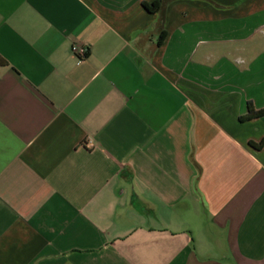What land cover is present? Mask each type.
<instances>
[{
    "label": "crops",
    "instance_id": "1",
    "mask_svg": "<svg viewBox=\"0 0 264 264\" xmlns=\"http://www.w3.org/2000/svg\"><path fill=\"white\" fill-rule=\"evenodd\" d=\"M154 1L0 0V264H264V0Z\"/></svg>",
    "mask_w": 264,
    "mask_h": 264
},
{
    "label": "trees",
    "instance_id": "2",
    "mask_svg": "<svg viewBox=\"0 0 264 264\" xmlns=\"http://www.w3.org/2000/svg\"><path fill=\"white\" fill-rule=\"evenodd\" d=\"M142 6L150 13H155L157 12L159 9H160V6H161V0H156L152 3H146V2H143L142 3ZM5 65V62L3 61V59L0 58V67L1 66H4ZM263 115V112L262 111H254L253 108L251 107L250 104H248V115L246 117V119H250V118H253V117H260ZM249 144L252 146V147H255V148H262L263 145H264V140H262L261 142L259 143H254V142H249Z\"/></svg>",
    "mask_w": 264,
    "mask_h": 264
},
{
    "label": "built area",
    "instance_id": "3",
    "mask_svg": "<svg viewBox=\"0 0 264 264\" xmlns=\"http://www.w3.org/2000/svg\"><path fill=\"white\" fill-rule=\"evenodd\" d=\"M71 53L78 59L83 60L87 57L88 49L85 46L72 45Z\"/></svg>",
    "mask_w": 264,
    "mask_h": 264
}]
</instances>
